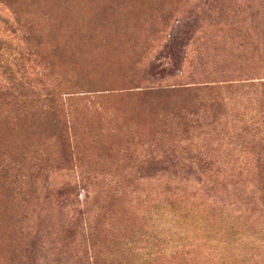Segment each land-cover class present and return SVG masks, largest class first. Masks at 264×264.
Masks as SVG:
<instances>
[{
	"label": "rangeland",
	"instance_id": "374dc122",
	"mask_svg": "<svg viewBox=\"0 0 264 264\" xmlns=\"http://www.w3.org/2000/svg\"><path fill=\"white\" fill-rule=\"evenodd\" d=\"M0 16V171L43 160L18 194L0 174V264H264V0H0ZM48 98L69 164L52 129L19 138L34 121L13 109ZM151 142L219 176L147 177Z\"/></svg>",
	"mask_w": 264,
	"mask_h": 264
},
{
	"label": "trees",
	"instance_id": "16d2710c",
	"mask_svg": "<svg viewBox=\"0 0 264 264\" xmlns=\"http://www.w3.org/2000/svg\"><path fill=\"white\" fill-rule=\"evenodd\" d=\"M0 23H6V20L2 18L1 16H0ZM260 86L264 88V82L260 84ZM44 102H47V104L43 103L42 105H40L39 102H37V104L35 105H32V104L17 105L18 107L13 109V112L14 113L16 112L14 115L16 121H22V120H33L34 121V126H29L25 132H23V129L20 130L21 134L19 138H23V139L29 138L31 133L35 134L36 132H38L37 135L44 134V133H47L49 129H52L53 135H52L51 141L45 138V140L47 141L49 145L47 147L50 148L51 144L52 145H54L55 143L58 144V148L55 151L59 153L65 150V163L69 164L71 162V157L72 159L77 157L76 146H75L76 142L73 141L72 136L65 137V141H63L61 136L57 137L58 133L56 132V129L62 124L61 115L54 108V105H52L55 102L52 98H48V100H45ZM259 125H260V127L258 128L259 131L264 130V116L261 117V121ZM209 126L211 127V124H209ZM250 127L251 126H249V129ZM38 128H40V131L38 130L33 131L34 129H38ZM65 128L72 132V127H65ZM215 128H216L215 126L214 128L212 127L213 130H215ZM205 129L210 130L208 129V127ZM249 129L247 128L246 130L245 128L244 130L248 131ZM258 142H260V148L264 152V131L261 134V139ZM156 146H157L156 144L151 142L150 144L151 150L148 152V154L144 157V160H143V164L146 166L145 176L147 177L155 178L161 173L174 176V177H176L177 175L179 176V175H184V174H192L191 172L189 173L182 172L183 170L182 166L184 165V162H187V161H190L193 165L196 166L198 170L197 175L199 178L206 177V176L209 178L219 176V173L216 170L211 169L212 168L211 166H213L214 162L216 161L214 160V157L208 153L197 151L195 153L190 154V152L193 151L191 150L190 145H185L182 147H178V146L175 147L174 145H166L165 147H162L161 150L159 149L152 150V148H155ZM51 157L52 155L50 156V158H47V159H51ZM52 160H57V158H52ZM42 161L35 163L31 167V170L27 171L28 173L31 174L30 177H26L22 174L21 175L17 174L16 171H12L13 168H8L9 165H4L6 163L1 164L2 169L0 171V174L3 176L2 179H4L7 182L9 181L8 184L12 192L17 193L18 190L19 192L21 191V184H20L22 183L21 179L27 185H29L30 183L25 181L27 178L31 182L32 180L30 178L36 179V177H39L38 173H36L37 170H33V169L34 168L39 169ZM254 161H255V166H256L255 176L261 183V187L263 191L262 199H264V153L258 154V156L255 157ZM134 162L137 163V166L139 165L143 166L142 164H140V162L139 163L136 161ZM18 172H21V171H18ZM66 223H67V230L70 232L74 230L77 231L79 225L81 224L78 218H70V220H68ZM218 226L222 230L224 229V226L222 224ZM228 228L230 229V233H231V241L229 244L235 246L236 244H238L236 242L238 241L239 233H237V231H235L233 227H228ZM80 238H82V240L85 242L91 241L89 234H87L86 236H84V234H80ZM31 243H32L31 246H28V248L30 249V252L36 249V241L32 240ZM25 252H28V250H26ZM23 259H25L26 261L24 264H31V263H28L26 256ZM18 264H21L20 261ZM65 264H68V262H65Z\"/></svg>",
	"mask_w": 264,
	"mask_h": 264
}]
</instances>
